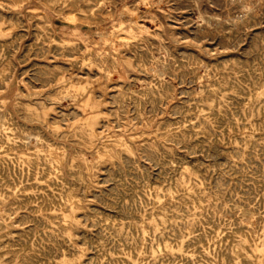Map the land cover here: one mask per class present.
<instances>
[{
    "label": "rangeland",
    "instance_id": "rangeland-1",
    "mask_svg": "<svg viewBox=\"0 0 264 264\" xmlns=\"http://www.w3.org/2000/svg\"><path fill=\"white\" fill-rule=\"evenodd\" d=\"M0 117V264H264V0H0Z\"/></svg>",
    "mask_w": 264,
    "mask_h": 264
},
{
    "label": "bare ground",
    "instance_id": "bare-ground-1",
    "mask_svg": "<svg viewBox=\"0 0 264 264\" xmlns=\"http://www.w3.org/2000/svg\"><path fill=\"white\" fill-rule=\"evenodd\" d=\"M104 1V0H103ZM146 1V0H145ZM100 4V3H99ZM247 6V5H246ZM195 12V11H194ZM145 13V12H144ZM68 17V16H67ZM70 17H72V16H70ZM88 17H89V15H88ZM71 20H72V18H70ZM106 19H108V18H106ZM104 21V20H103ZM131 21H136V20H131ZM114 23V22H113ZM132 23V22H131ZM138 23V22H137ZM133 24V23H132ZM136 25V24H135ZM139 25V24H138ZM144 25V24H143ZM134 26V25H133ZM140 26V25H139ZM62 27V26H61ZM137 27V26H136ZM96 28V27H95ZM129 28V27H128ZM72 30V29H71ZM77 30V29H76ZM134 31V30H133ZM71 32V31H70ZM128 33H130V32H128ZM133 33V32H132ZM123 34V33H122ZM135 34V33H134ZM133 34V35H134ZM119 36V35H118ZM132 36V35H131ZM130 37V36H129ZM132 38V37H131ZM131 41V40H130ZM122 42V41H121ZM120 44H122V43H120ZM126 46V45H125ZM124 46V47H125ZM131 46V45H130ZM130 46H126L127 48L128 47H130ZM119 47V46H118ZM89 48V47H88ZM118 49V48H117ZM120 49V48H119ZM105 50V49H104ZM112 50V49H111ZM110 51V50H109ZM113 51V50H112ZM111 51V52H112ZM115 53H116V51H115ZM120 53V52H119ZM122 53V52H121ZM125 53V52H124ZM155 54V53H154ZM86 56V55H85ZM109 56V55H108ZM111 56V55H110ZM109 56V57H110ZM102 57V56H101ZM113 57V56H112ZM124 57V56H123ZM104 58V57H103ZM158 58V57H157ZM101 61V60H100ZM79 62V61H78ZM90 63V62H89ZM204 64V63H203ZM81 66H82V64H81ZM87 67V66H86ZM199 70V69H198ZM202 71V70H201ZM72 73V72H71ZM74 74H76V73H74ZM110 74V73H109ZM77 75V74H76ZM65 76V75H64ZM69 76V75H68ZM63 77V74H62V76H61V78ZM70 77H72V76H70ZM61 78H60V80H61ZM78 78V77H77ZM68 79V78H67ZM66 79V80H67ZM72 79V78H71ZM113 79V78H112ZM59 80V79H58ZM65 80V79H64ZM63 80V81H64ZM74 80L75 79H73V81H72V83L74 82ZM160 80V79H159ZM11 81V80H10ZM68 81V80H67ZM66 81V82H67ZM65 82V83H66ZM65 83H64V85H65ZM67 83H69V81L67 82ZM66 83V84H67ZM63 84V83H62ZM61 85V84H60ZM17 86V85H16ZM73 86V85H72ZM71 86V87H72ZM86 86V85H85ZM61 87V86H60ZM68 87H69V85H68ZM68 87H67V90H68ZM97 87V86H96ZM65 88V87H64ZM75 88V90H76V86L74 87ZM82 88V87H81ZM161 89V88H160ZM64 90V89H63ZM78 90V89H77ZM80 90V89H79ZM78 90V91H79ZM157 90V89H156ZM66 91V90H65ZM84 92V91H83ZM156 92V91H155ZM73 93V92H72ZM74 93H75V91H74ZM77 93V92H76ZM80 93V92H79ZM83 94V93H82ZM16 95V94H15ZM74 95V94H73ZM89 96V95H88ZM79 97V96H78ZM90 99V98H89ZM90 101H91V99H90ZM66 102V101H65ZM64 104V103H63ZM86 115V114H85ZM1 118V117H0ZM1 122H0V130L3 132V133H1V135H3L5 138H6V141L5 142H7V144L6 145H0V166H2L1 168H4V167H15L17 164V166H21V167H24V166H28V161H27V159L24 157V153L23 154H19V155H17L16 156V158H14V157H12V156H10V153H9V149L10 150H12L13 149V147L12 146H14V145H12V144H14L15 143V141H13V140H11V142H13V143H11V142H9V139H10V137H11V132H12V129L13 128H15V127H12V124L5 118V119H1L0 120ZM87 127V126H86ZM77 128H78V126H77ZM18 129H19V127H18ZM80 129V128H79ZM86 129V128H85ZM18 131V130H17ZM82 132V131H81ZM154 132V131H153ZM23 134H25V132H23ZM38 134H40V133H38ZM13 135V134H12ZM89 135V134H88ZM91 135V134H90ZM14 136V135H13ZM12 136V137H13ZM92 136V135H91ZM11 137V138H12ZM90 137V136H89ZM89 137H87V138H89ZM218 137V136H217ZM1 139V138H0ZM2 139H4V138H2ZM16 139V138H15ZM33 139V138H32ZM92 140H93V138H91ZM37 140V139H36ZM41 140V139H40ZM1 141H4V140H1ZM0 141V142H1ZM20 142V141H19ZM23 144L24 145H27L28 143H30L28 140H26V139H24L23 141ZM38 142V141H37ZM4 142H1L0 144H3ZM32 143V142H31ZM40 143V142H39ZM83 143H85V142H83ZM37 144V143H36ZM48 144V143H47ZM86 144V143H85ZM89 144V143H88ZM33 145V144H32ZM50 145H51V143H50ZM90 145V144H89ZM21 146H23V145H21ZM30 146V145H29ZM49 146V145H48ZM31 147V146H30ZM46 147V146H45ZM25 148V147H24ZM28 148V147H27ZM42 148H44V147H42ZM53 148V147H52ZM35 149V148H34ZM38 149H40V148H38ZM30 150V149H29ZM51 151H53L54 152V148H53V150L51 149ZM59 151V150H58ZM100 151V150H99ZM27 152V151H26ZM41 152V151H40ZM56 152V151H55ZM54 152V153H55ZM49 153H50V150H49ZM51 154V156H52V152L50 153ZM59 154V153H58ZM65 154H66V152H65ZM77 154V153H76ZM79 154V153H78ZM97 154V153H96ZM102 154H106L105 152L104 153H102ZM23 155V156H22ZM27 155V154H26ZM43 155V154H42ZM54 155V154H53ZM81 155V154H80ZM79 155V156H80ZM15 156V155H14ZM36 156V155H35ZM62 156V155H61ZM65 156V155H64ZM108 156H110V155H108ZM34 157V156H33ZM53 157V156H52ZM56 157V165L55 166H52L53 167V170L54 171H58L59 170V168L61 167V159H62V157L60 158V156H55ZM78 157V156H77ZM93 157V156H92ZM99 157V156H98ZM107 157V156H106ZM51 158V157H50ZM79 158V157H78ZM83 158V157H82ZM107 158H109V157H107ZM42 159V158H41ZM40 159V160H41ZM45 159V158H44ZM48 159V158H47ZM52 160V159H51ZM88 160H90V159H88ZM87 161V160H86ZM40 162V161H39ZM48 162V161H47ZM83 162V161H82ZM93 162V161H92ZM33 163V162H32ZM43 163H45V160H44V162ZM52 163H53V161H52ZM85 162H83V164H84ZM87 163V162H86ZM42 164V163H41ZM46 164V163H45ZM90 164V163H89ZM51 165V164H50ZM74 165V164H73ZM84 166V165H83ZM34 167V166H33ZM59 167V168H58ZM27 168V167H26ZM51 168V167H50ZM14 169H16V168H14ZM52 169V168H51ZM20 170V169H19ZM26 170V169H25ZM16 171V170H15ZM27 171V170H26ZM51 171V170H50ZM13 172H14V170H13ZM12 172V175H14L15 173H13ZM20 172V171H19ZM22 172V171H21ZM25 172V171H24ZM46 172V171H45ZM48 172V171H47ZM52 172V171H51ZM59 172V171H58ZM91 172V171H90ZM55 173V172H54ZM53 173V174H54ZM47 174V173H46ZM56 174H57V172H56ZM26 175V174H25ZM16 176V175H15ZM30 176V175H29ZM38 176V175H37ZM10 177V176H9ZM62 177V176H61ZM29 178V177H28ZM31 178V177H30ZM56 178V177H55ZM2 180H4L3 178H1ZM11 179V178H10ZM57 179V178H56ZM8 180V179H7ZM12 180V179H11ZM10 180V181H11ZM17 180V179H16ZM15 180V181H16ZM38 180V179H37ZM63 180V179H62ZM9 181V180H8ZM18 181V180H17ZM47 181H49V180H47ZM2 182V181H1ZM19 182H20V180H19ZM39 182V181H38ZM61 182V181H60ZM9 183V182H8ZM54 183V182H53ZM56 183V182H55ZM4 184H5V182H4ZM2 185V184H1ZM47 185V184H46ZM11 186H13V184L11 185ZM2 187V189H3V186H1ZM14 188H16L15 187V185H14ZM18 188V187H17ZM24 188V187H23ZM4 190H6V187L4 188ZM17 190V189H16ZM22 190V189H21ZM20 190V191H21ZM24 190H25V188H24ZM59 190H61V189H59ZM8 191H11V190H8ZM48 191V190H47ZM1 192V191H0ZM26 192V191H25ZM2 193V192H1ZM20 193V192H19ZM23 193V192H22ZM33 193V192H32ZM31 193V194H32ZM48 193V192H47ZM53 193V192H52ZM59 193V192H58ZM7 194V193H6ZM17 194V193H16ZM38 194V193H37ZM72 194V193H71ZM18 195H20V194H18ZM34 195V194H33ZM32 195V196H33ZM39 195V194H38ZM54 195V194H53ZM58 195V194H57ZM2 196V195H1ZM40 196V195H39ZM14 197V196H13ZM17 197V196H16ZM31 197V196H30ZM66 197V196H65ZM69 197V196H68ZM15 198V197H14ZM28 198V197H27ZM40 198H42V196L40 197ZM54 198V197H53ZM30 199V198H29ZM35 200L37 199V198H34ZM34 199H33V201H34ZM43 199V198H42ZM66 199V198H65ZM1 200V199H0ZM17 200V199H16ZM50 200V199H49ZM63 200H64V197H63V195L62 194H60L59 193V196H58V198L55 200V201H57V206H59V205H61L62 204V202H63ZM74 200V199H73ZM10 201V200H9ZM45 201V200H44ZM47 201V200H46ZM54 201V202H55ZM12 202V200L10 201V203ZM21 202V201H20ZM29 202V201H28ZM30 202L32 203V201L30 200ZM38 202H40V201H38ZM15 203V202H14ZM35 203H36V201H35ZM18 204V203H17ZM50 204V203H49ZM55 204H56V202H55ZM54 204V205H55ZM6 205V204H5ZM15 205H16V203H15ZM18 205H20V204H18ZM23 205V204H22ZM47 205V204H46ZM51 205V204H50ZM53 205V204H52ZM51 205V206H52ZM67 205H68V203H67ZM71 205H73V203H70V206ZM8 206V205H7ZM12 206V205H11ZM10 206V207H11ZM48 206V205H47ZM46 206V207H47ZM62 206V205H61ZM70 206H68L69 208H70ZM44 208V207H43ZM48 208V207H47ZM58 208V207H57ZM7 209H8V207H7ZM14 209V208H13ZM17 209H18V207H17ZM9 210V209H8ZM52 210V209H51ZM60 210V209H59ZM48 212V211H47ZM62 212V211H61ZM5 213V212H4ZM48 214H49V212H48ZM47 215V214H46ZM50 215V214H49ZM63 215V214H62ZM48 216V215H47ZM52 216V215H51ZM8 217V216H7ZM44 217V216H43ZM72 217V216H71ZM46 219H48V218H46ZM62 219H64V218H62ZM64 222V221H63ZM68 222V221H67ZM1 224H3V222L1 223ZM1 227V226H0ZM66 232H68V231H66ZM239 233H240V231H239ZM258 233V232H257ZM67 234V233H66ZM68 236H69V234H68ZM228 237V236H227ZM213 240V239H212ZM225 240V239H224ZM170 242V241H169ZM217 243V242H216ZM247 244H245V245H247V247H245V248H249V249H251L253 252H254V254L257 256V257H264V248H262V247H260L257 243H255L254 242V240H253V238H251V242H246ZM162 244V243H161ZM243 244V243H242ZM214 246V245H213ZM22 247V246H21ZM165 247V246H164ZM242 248V247H241ZM163 250V249H162ZM207 250V249H206ZM26 251V250H25ZM51 251V250H50ZM197 251H200V250H196V252ZM202 251H204V249L202 250ZM15 252V251H14ZM187 252V251H186ZM200 253V252H199ZM77 254V253H76ZM197 254V253H196ZM80 258V257H79ZM62 260V259H61ZM185 260V259H184ZM221 261L220 262H222L223 261V259H220ZM179 263V262H178ZM60 264H82V262H81V260L80 259H78L76 262H69V261H65V260H62L61 262H60ZM131 264H137L136 262H134V261H132L131 262ZM180 264H181V262H180ZM196 264H199V263H196ZM200 264H203V263H200Z\"/></svg>",
    "mask_w": 264,
    "mask_h": 264
}]
</instances>
